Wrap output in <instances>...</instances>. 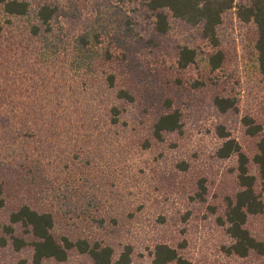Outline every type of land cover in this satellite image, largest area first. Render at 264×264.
Here are the masks:
<instances>
[{
    "label": "rangeland",
    "instance_id": "obj_1",
    "mask_svg": "<svg viewBox=\"0 0 264 264\" xmlns=\"http://www.w3.org/2000/svg\"><path fill=\"white\" fill-rule=\"evenodd\" d=\"M120 1H55L67 12L68 17L71 16L70 37L81 31L98 34L94 49L100 53L110 51L114 61L108 69L115 73L117 86L127 88L135 97L133 103L123 105L121 118L127 126L118 129L119 137L114 144L116 153H121L131 144L128 141L137 131L145 129L148 132L147 127L161 109L163 97L172 98L181 107L183 130L181 134L165 137L161 155L159 148L162 146H154L155 152L148 155L144 172L129 173L130 176H124L122 180L119 177L112 179L114 190H117L115 193H119L123 201H127V206L134 209L131 220H128L127 208L120 205L116 208L112 201L107 208L106 204L101 208L102 215L116 218L121 231H129L128 237L136 246L151 244L153 240L175 243L177 239L185 238L186 248L183 251L191 264H264V253L251 254L246 258L224 255L221 246L227 241L226 234L208 208V205H213L220 211L223 196L235 189L230 171L234 159L219 160L213 154L219 142L214 134L215 126L223 124L249 157L256 152L258 136L246 134L240 122L241 117L252 115L262 125L264 133V81L258 73L253 47L254 26L240 22L234 9L224 13L217 30L218 49L224 53V60L218 69L212 71L207 64V57L214 48L201 37L198 28L187 27L169 14V28L159 34L152 31L151 20L140 14L137 8L134 9L133 0H124L121 6L118 5ZM123 12L133 20L131 31L129 27L124 30ZM68 17L61 15L57 20L59 26L56 30L61 37L67 33ZM8 19L12 20V24H8ZM27 21L9 18L0 7V23L4 26L0 40V114L4 106L11 107L10 103L17 106L15 112H8L16 117L13 126L0 128V187L7 199L5 206L0 209V223L6 222L9 211L15 209L23 199L46 206L51 201L50 198L36 199V194L28 195L32 188L39 191L44 182L35 169L31 173V167L34 168L32 161L37 157L41 161L44 159L45 165L39 169L46 173V181L59 182L60 177L52 172V168L59 163V146L53 148L51 157L46 151L51 149L43 148L47 144L45 142L36 156L32 150L36 146L35 137H25L27 132L22 131L23 119H31L33 113L26 116L29 107L46 103L54 88L63 92L71 100L70 103H74L70 97L71 78L82 82L83 78L79 74H86L79 67L68 70L59 68L69 58L71 46L67 44L58 49V58L49 51L47 54L36 51L37 42L29 38L26 32ZM182 45L193 49L196 54L194 63L183 69L177 64L178 51ZM93 93L96 101L101 91L95 89ZM215 94L232 99L234 111L219 114L210 103L211 96ZM77 98L80 105L89 107L84 117L90 119L83 121L82 127L77 125L84 128L91 120H98V116L93 114L92 100H86L84 96ZM98 114H101L100 111ZM99 124L102 125V122ZM82 130L87 131V128ZM116 153L112 152V163L111 160L107 163L109 166L100 163L101 167H105L102 171L110 170V174L113 173L115 156L118 159ZM179 159L189 162L188 172H176L173 164ZM249 171L257 175L255 165L250 164ZM200 178H204L206 185L204 201L194 202L195 183ZM109 188V185L106 186V191H111ZM57 208L55 206V211ZM159 215H162L163 221L157 219ZM183 215L188 216L185 222L182 221ZM109 222L106 229L101 231L102 235L112 231ZM68 225L57 218L56 233H74L73 227ZM246 227L264 241V221L261 216H249ZM181 229L185 231L182 235L178 234ZM109 241L112 242V238ZM30 255L29 248L12 252L11 247H6L0 249V264H16L18 259L29 261ZM42 264H90V260L86 255L72 251L64 262L49 260ZM139 264H149V260H142Z\"/></svg>",
    "mask_w": 264,
    "mask_h": 264
},
{
    "label": "trees",
    "instance_id": "obj_2",
    "mask_svg": "<svg viewBox=\"0 0 264 264\" xmlns=\"http://www.w3.org/2000/svg\"><path fill=\"white\" fill-rule=\"evenodd\" d=\"M55 1L0 0V7L6 16L12 19H28L26 32L29 38L37 42L36 51H44L42 53L45 54L49 51L58 58L60 56L58 49L67 44L71 46L72 53L68 52L69 58L59 68L68 70L79 67L86 71V74H79L83 78L82 82L71 78L70 97L74 103H70L71 100L67 99L63 92L54 88L49 101L46 99L44 104L29 107L26 116H31L33 113V119L28 117L23 119L22 131L27 132L25 137H35L33 140L36 146L32 150L36 156L45 142L47 144L43 148L51 149L46 150L51 157L53 148L59 146L60 153L57 155L60 156L59 163L52 168V172L60 177V181L56 184L48 183L45 178L46 173L39 169L45 163L44 159L41 161L37 157L32 161L34 168L31 167V173L32 169H35L41 174V180L44 182L41 186L39 184V191L32 188L28 195L36 194V199L50 198L51 201L46 206L40 202L30 203L23 199L15 209L9 211L6 222L0 223V249L11 247L12 252H20L29 248L30 260L18 259L16 264H42L49 260L64 262L72 251L86 255L90 264H139L142 260H149V264H191L183 251L186 248L185 238L177 239L175 243L153 240L151 244L136 246L128 237L129 231L126 229L121 231L119 221L113 216H103L101 210L105 204L106 208L110 206L112 201L116 208L125 206L128 220H131L134 209L127 206V201H123L119 193H115L117 190H114L112 179L119 177L122 180L124 176H130L129 173L144 172L148 155L155 152V145L162 146L161 149L159 148L161 155L165 137L182 133L181 107L177 106L172 98L163 97L160 103L161 109L148 125V132L145 129L137 131L133 137L131 135L132 140L128 141L131 144H128L121 153H116L114 144L119 137L118 129L127 126L126 121L121 118L123 105L133 103L135 97L127 88L117 86L115 73L108 69L114 61L110 51L105 50L100 53L94 49L98 34L81 31L70 37L71 16L68 17L67 12L65 13ZM123 2L124 0H121L118 5H123ZM132 2L135 4L134 9L137 8L140 14L151 20L152 31L159 34L168 30L169 14L187 27L198 28L201 37L214 48L207 57V64L212 71L218 69L224 60V53L218 49V27L224 13L234 9L235 16L240 22L251 23L254 26L253 47L258 73L264 81V0H133ZM61 15L68 17L65 37H61L56 30L59 26L57 20ZM8 20V24H12V20ZM122 20L124 30L129 27L131 31L133 20L124 12ZM59 30L62 28L59 27ZM3 32L4 26L0 23V40ZM195 56L193 49L182 45L178 51V67L183 69L194 63ZM53 62L55 64V61ZM95 89L101 91V96H98L96 101L93 96ZM79 96L93 101L92 111L94 116H98V120H91L84 128L77 125L80 124L82 127L83 121L90 119L84 117L89 107L80 105L77 98ZM210 103L222 115L235 109L232 99L218 94L211 96ZM10 105L11 107L2 108L0 128L13 126V119L16 117L8 112H15L17 106H13L12 103ZM100 121L102 125L99 124ZM240 122L248 136H258L256 152L249 157L236 139L226 131L223 124L219 123L215 126L214 134L219 142L213 154L219 160L234 159L230 171L234 177L235 189L223 196L220 211L213 205H208V208L227 237V241L221 246L223 254L246 258L251 254L264 253V241L253 235L246 227L249 216H261L264 221V133H262V125L256 122L252 115H244ZM72 123L75 125L73 126ZM86 128L87 131L82 130ZM39 136H43L42 139H37ZM86 150L89 152L87 153ZM112 152L118 154V159L115 156L116 164L114 163L113 173L110 174V170L102 171L105 167H101L100 163L108 165L109 160L112 163ZM250 164L256 166L257 175L249 171ZM173 165L176 172L189 171V162L185 159H179ZM108 185L112 193L106 191ZM205 191V180L200 178L195 183L194 202H203ZM6 201L4 190L0 187V209L5 206ZM55 206H58L56 211ZM158 217H160L157 218L158 220L163 221L162 215ZM57 218L72 226L74 233L67 231L56 233ZM187 218V215H183L182 221L185 222ZM108 221L113 229L102 235L101 231L106 229ZM182 233H185L183 229L178 232L181 235ZM109 238H112V242Z\"/></svg>",
    "mask_w": 264,
    "mask_h": 264
}]
</instances>
